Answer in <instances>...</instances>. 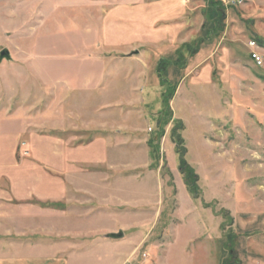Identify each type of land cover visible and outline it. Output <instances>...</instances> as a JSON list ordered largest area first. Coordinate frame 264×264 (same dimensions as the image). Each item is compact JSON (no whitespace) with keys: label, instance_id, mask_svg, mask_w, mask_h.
I'll list each match as a JSON object with an SVG mask.
<instances>
[{"label":"rangeland","instance_id":"rangeland-1","mask_svg":"<svg viewBox=\"0 0 264 264\" xmlns=\"http://www.w3.org/2000/svg\"><path fill=\"white\" fill-rule=\"evenodd\" d=\"M3 49L12 60L0 63V169L15 171L16 146L37 134L64 143L57 156L56 144L33 142L23 155L44 160L28 169L118 157L112 178L128 175L106 193L125 240H78L70 264H264V0H0ZM163 74L183 126L165 128L156 164L148 142L166 114Z\"/></svg>","mask_w":264,"mask_h":264},{"label":"crops","instance_id":"crops-1","mask_svg":"<svg viewBox=\"0 0 264 264\" xmlns=\"http://www.w3.org/2000/svg\"><path fill=\"white\" fill-rule=\"evenodd\" d=\"M30 138V142L22 143L26 146H16L15 171L0 169V264H70L65 253L75 250L74 242L78 240H91L104 248L122 243L118 241H124L125 235L121 239L109 236L124 234L125 227L114 228L106 212L111 208L106 195L111 186L107 184L112 185L115 179L122 183V179L128 177L111 176L116 171L112 165L120 159L113 158L110 165L103 162L92 168L51 173L33 167L28 169L44 160L42 155L41 160L34 159L36 149H31L32 158L23 155L33 142L46 139L53 150L56 144L57 156L59 151L61 153L59 146L64 143L61 137L31 134ZM148 150V159L153 161L149 147ZM143 167L155 170L152 162ZM52 176L55 180L50 183L48 177ZM142 238L141 235L132 239Z\"/></svg>","mask_w":264,"mask_h":264},{"label":"trees","instance_id":"trees-1","mask_svg":"<svg viewBox=\"0 0 264 264\" xmlns=\"http://www.w3.org/2000/svg\"><path fill=\"white\" fill-rule=\"evenodd\" d=\"M212 4H216V3H212ZM211 9H212V11H213V9L219 10V13H220L218 18L215 19V21H214L215 27H214L213 31H211L214 34L216 33L218 35L220 33V32H218V29H219L220 25H222L224 23V21H225V9L223 8V6L221 4L217 5V7H215V8H211ZM202 40H204V41H202L199 44L196 43L191 48L190 53L192 55L196 54L199 51V49L201 48L203 43L208 42V38H205V39L202 38ZM186 45L182 46V48H185ZM163 77H164V74H163ZM165 78L166 77H164V79L162 81H164L163 85L166 87L167 92L163 93L164 96L162 98L164 100L163 101V105L165 107V111H166L165 113L166 114H165L164 118H162L161 120L158 121L159 122L158 130L156 131L155 135H153L149 139V142H148V146H149V149H150V154H151L152 160L156 164L159 161L158 154L160 153L161 140L165 136V128L170 124V122H175L176 123L175 128H173L174 132L177 131V130L182 129V126H183V124L180 121L173 120V115H172L171 108H170V102L174 98V95H175L176 89H177V85H175L174 83L173 84L172 83H168L169 82V81L167 82L168 79H165ZM173 138L175 139V142H174V140H173V142L176 145V152H177V154L179 156V159H180L179 160L180 161V167H181L182 170H184V175L187 174V176L184 177L185 181H186L187 188H188L190 194L193 195L194 189H195V186H196V181H197L196 177H195L194 173L192 172L191 168L188 166V164L184 160V155H185L186 149H185V147H184V145L182 143V140L180 139L179 136H175V135H174ZM176 139H177V143H176ZM231 259H232V257H231ZM229 262H230V260L228 262H226V264H231Z\"/></svg>","mask_w":264,"mask_h":264},{"label":"water","instance_id":"water-1","mask_svg":"<svg viewBox=\"0 0 264 264\" xmlns=\"http://www.w3.org/2000/svg\"><path fill=\"white\" fill-rule=\"evenodd\" d=\"M3 60H6V61H11L12 60V58L10 56V52L7 49H3L0 52V63ZM123 235L124 234L122 232H120L118 234H111L109 237L112 238V239H121L123 237Z\"/></svg>","mask_w":264,"mask_h":264},{"label":"built area","instance_id":"built-area-1","mask_svg":"<svg viewBox=\"0 0 264 264\" xmlns=\"http://www.w3.org/2000/svg\"><path fill=\"white\" fill-rule=\"evenodd\" d=\"M252 45L255 46V43L252 42ZM251 57H252V60H253L254 62H257L258 64L261 63V59H260V56H259L258 54L253 53Z\"/></svg>","mask_w":264,"mask_h":264}]
</instances>
